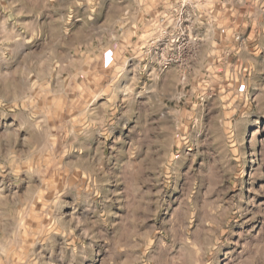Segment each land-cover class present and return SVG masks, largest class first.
Listing matches in <instances>:
<instances>
[{
    "label": "clouds",
    "instance_id": "clouds-1",
    "mask_svg": "<svg viewBox=\"0 0 264 264\" xmlns=\"http://www.w3.org/2000/svg\"><path fill=\"white\" fill-rule=\"evenodd\" d=\"M0 264H264V0H0Z\"/></svg>",
    "mask_w": 264,
    "mask_h": 264
}]
</instances>
